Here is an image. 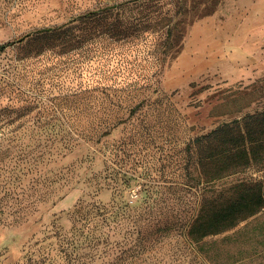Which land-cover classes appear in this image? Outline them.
Masks as SVG:
<instances>
[{
    "label": "rangeland",
    "instance_id": "374dc122",
    "mask_svg": "<svg viewBox=\"0 0 264 264\" xmlns=\"http://www.w3.org/2000/svg\"><path fill=\"white\" fill-rule=\"evenodd\" d=\"M6 43L0 264H66L55 230L69 231L79 201L138 206L148 192L172 207L186 195L176 183L188 177L189 139L264 111V0H0ZM176 211L130 212L97 249L83 236L82 262L123 264L140 238L152 245L155 229L144 224ZM263 218L198 244L179 225L141 258L264 264V236L243 232Z\"/></svg>",
    "mask_w": 264,
    "mask_h": 264
},
{
    "label": "trees",
    "instance_id": "16d2710c",
    "mask_svg": "<svg viewBox=\"0 0 264 264\" xmlns=\"http://www.w3.org/2000/svg\"><path fill=\"white\" fill-rule=\"evenodd\" d=\"M103 11L89 12L79 19L98 18ZM10 45L12 43L0 46V51ZM184 152L188 158L182 169L188 177L176 184L183 186L186 195L172 198V207L165 202L160 205L148 192L138 206L137 202L101 206L79 201L70 214L69 231L64 232L59 226L55 230L58 255L63 253L66 264H85L79 251V241L83 236L88 239L89 246L97 249L103 231L115 229L122 219L131 217L130 212L138 211L143 216H166L174 214L176 207V215L144 224L146 228L153 225L155 229L152 245L140 238L135 247L127 249L129 255L122 259L123 264H146L141 256L145 257L147 250L152 251L158 245L162 248V243L179 225L185 231V237L198 244L204 238L228 232L264 211V111L221 123L189 139ZM244 174H249V177L241 178ZM259 174L262 176L259 179L252 177ZM166 182L175 183L172 179ZM59 197L62 198L58 195L56 199ZM182 212L186 214L180 215ZM243 230L264 236V218L254 220L249 228L246 226Z\"/></svg>",
    "mask_w": 264,
    "mask_h": 264
}]
</instances>
